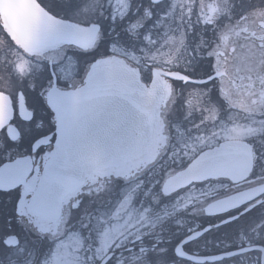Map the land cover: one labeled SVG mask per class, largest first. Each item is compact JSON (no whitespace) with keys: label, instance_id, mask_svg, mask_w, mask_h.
<instances>
[{"label":"flooded vegetation","instance_id":"flooded-vegetation-1","mask_svg":"<svg viewBox=\"0 0 264 264\" xmlns=\"http://www.w3.org/2000/svg\"><path fill=\"white\" fill-rule=\"evenodd\" d=\"M35 1L86 35L36 51L0 14V264H264V0ZM114 66L149 89L156 136L76 163L67 190L47 99ZM225 143L243 153L204 166L227 176L165 188Z\"/></svg>","mask_w":264,"mask_h":264},{"label":"water","instance_id":"water-1","mask_svg":"<svg viewBox=\"0 0 264 264\" xmlns=\"http://www.w3.org/2000/svg\"><path fill=\"white\" fill-rule=\"evenodd\" d=\"M0 14L19 43L29 49L84 43L81 39L85 32L55 19L34 0H0ZM94 35L95 32L91 39ZM84 81L69 93L59 92L48 98L55 112L60 161L64 165L59 176L67 190L73 188L69 181H73L76 163H85L88 170L114 167L130 161L156 136V104L150 101L149 89L144 88L135 71L114 66L96 71ZM243 148L239 143H225L205 152L183 174L169 179L165 188L173 182L227 176L226 168H206L204 163L223 164L233 159L234 153H243ZM77 153L88 155L79 158ZM200 234L190 236L182 244Z\"/></svg>","mask_w":264,"mask_h":264}]
</instances>
